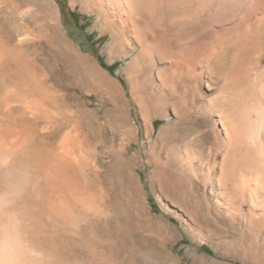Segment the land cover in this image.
I'll list each match as a JSON object with an SVG mask.
<instances>
[{
  "label": "bare ground",
  "instance_id": "6f19581e",
  "mask_svg": "<svg viewBox=\"0 0 264 264\" xmlns=\"http://www.w3.org/2000/svg\"><path fill=\"white\" fill-rule=\"evenodd\" d=\"M87 1H93L106 20L102 30L113 32L110 59L122 51L129 32L136 40L135 48L151 54L161 48L172 51L176 45L172 67L187 70L190 78L193 74L190 81L195 80L206 92L216 80L228 82L224 74L231 67L227 65L231 50L264 60V0H189L192 14L186 17L180 12L186 0ZM157 1L161 4L155 9ZM3 2L0 0V264H84L81 251L88 221L90 264H99L97 185L113 165V159L101 161L99 135L111 134L114 125L129 137L132 129L127 110L124 105L107 109L110 126L103 124L100 109L91 108V95L84 87L67 83L73 73L67 67L65 44L78 58L86 57L71 47L59 24L49 18L41 21L35 14L32 24L25 16L34 10L32 4L25 8L16 1ZM44 2L51 8L48 0ZM167 5L173 18L165 24L162 18ZM48 26L54 28L57 44L50 42L49 37L54 36L47 33ZM40 49L45 51L44 67L38 62ZM162 56L158 55V61L164 62ZM90 68L114 99V83L95 65ZM256 87V94H250L255 98L249 112L237 113L235 108L217 111L214 144L205 147V139L194 134L190 160L227 213L240 216L250 207L256 211L250 216L262 222L264 230V74Z\"/></svg>",
  "mask_w": 264,
  "mask_h": 264
},
{
  "label": "rangeland",
  "instance_id": "374dc122",
  "mask_svg": "<svg viewBox=\"0 0 264 264\" xmlns=\"http://www.w3.org/2000/svg\"><path fill=\"white\" fill-rule=\"evenodd\" d=\"M12 1L25 8L32 4L34 10L25 13L32 24L34 14L41 21L49 18L57 22L71 47L86 57L78 58L65 44L67 67L73 73L67 83L84 87L85 93L91 95V108L100 109L103 124L110 126L107 109L124 105L127 110L132 129L129 137L114 125L112 135H99L101 161L113 159V165L97 185L101 210L97 225L98 263L264 264L262 222L250 216L256 211L246 207L248 210L245 208L240 216L227 213L211 196L202 172L190 160L193 136L201 135L205 147L216 142L218 110L235 108L242 113L253 108L251 101L255 97L250 94L257 92L256 81L264 74V60L231 50L227 56V65L231 67L227 66L224 74L228 82L216 80L211 91L206 92L195 80L190 81L193 74L190 78L187 70L172 67L177 59L176 45L172 51L161 48L151 54L141 47L135 48L136 40L129 32L125 34L122 51L110 59L108 46L114 41L113 32L102 30L107 23L93 1L48 0L51 8L44 5L45 0H4L3 4ZM188 1L180 9L184 16L192 14ZM160 4L157 1L155 9ZM168 12L167 5L162 18L165 24L173 18ZM174 13L178 14L176 10ZM46 31L55 34L51 26ZM49 38L57 44L55 36ZM158 52L164 62L158 61ZM37 56L44 67V49L37 51ZM90 64L114 83V99L90 72ZM221 86L225 88L220 89ZM246 124L249 128V122ZM89 226L88 221L81 251L84 264H90L91 259Z\"/></svg>",
  "mask_w": 264,
  "mask_h": 264
}]
</instances>
